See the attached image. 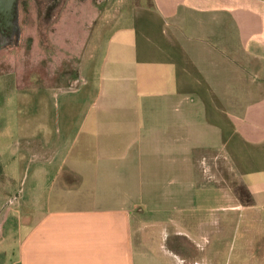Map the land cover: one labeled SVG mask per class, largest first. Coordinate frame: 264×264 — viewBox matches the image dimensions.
<instances>
[{
    "label": "crops",
    "instance_id": "obj_1",
    "mask_svg": "<svg viewBox=\"0 0 264 264\" xmlns=\"http://www.w3.org/2000/svg\"><path fill=\"white\" fill-rule=\"evenodd\" d=\"M102 3L79 76L45 86L85 96L62 105L63 131L45 121L8 136L0 122L1 239H20L5 254L18 264H264V0Z\"/></svg>",
    "mask_w": 264,
    "mask_h": 264
},
{
    "label": "rangeland",
    "instance_id": "obj_2",
    "mask_svg": "<svg viewBox=\"0 0 264 264\" xmlns=\"http://www.w3.org/2000/svg\"><path fill=\"white\" fill-rule=\"evenodd\" d=\"M100 0H63L60 6L47 15V0H21L19 10L20 41L0 52V122L4 120V130L13 135L19 129L23 136L39 133V122H50L47 128L63 131L64 110L62 105L81 104L85 96L63 95L58 90L45 88L50 84H64V78L79 76L80 58L91 51V40L96 39L94 18L102 4ZM116 24V23H115ZM113 23L108 27L117 26ZM95 28V29H94ZM109 31L103 32L106 38ZM88 42L87 48L59 47L65 39ZM98 47L97 58L92 63V80L95 81L104 48V41ZM55 44V45H54ZM70 44V42H69ZM98 43H95L97 45ZM64 45V44H63ZM61 53H60V52ZM81 53V54H80ZM88 73V72H87ZM85 74L84 79L88 76ZM73 119L78 110L69 111ZM3 114V115H2ZM7 122V123H6ZM47 130V129H46ZM43 131V130H42ZM49 134L51 131L47 130ZM47 133V134H48ZM42 134V133H41ZM5 135V134H4ZM48 136V135H47ZM228 187L241 190L236 180H228ZM9 235V229L5 231ZM7 234V235H8ZM4 235V234H3ZM0 233V264H18V256L5 254L16 250L20 239L15 236L2 238Z\"/></svg>",
    "mask_w": 264,
    "mask_h": 264
},
{
    "label": "water",
    "instance_id": "obj_3",
    "mask_svg": "<svg viewBox=\"0 0 264 264\" xmlns=\"http://www.w3.org/2000/svg\"><path fill=\"white\" fill-rule=\"evenodd\" d=\"M19 0H0V35L10 33V37L20 36ZM0 45V50H1Z\"/></svg>",
    "mask_w": 264,
    "mask_h": 264
},
{
    "label": "flooded vegetation",
    "instance_id": "obj_4",
    "mask_svg": "<svg viewBox=\"0 0 264 264\" xmlns=\"http://www.w3.org/2000/svg\"><path fill=\"white\" fill-rule=\"evenodd\" d=\"M63 0H47V7H46V11H47V15L50 14V12H52L53 10L57 9L60 4L62 3ZM20 5H21V0H19L18 2V10H20ZM20 35H21V31H20ZM20 41V36L18 39H16V36L10 37V33H5L4 35H0V45H1V50L0 52L9 47L10 45H17Z\"/></svg>",
    "mask_w": 264,
    "mask_h": 264
},
{
    "label": "trees",
    "instance_id": "obj_5",
    "mask_svg": "<svg viewBox=\"0 0 264 264\" xmlns=\"http://www.w3.org/2000/svg\"><path fill=\"white\" fill-rule=\"evenodd\" d=\"M237 194L240 197V199L243 200L244 202H250L249 194L244 187H242L241 190L238 189Z\"/></svg>",
    "mask_w": 264,
    "mask_h": 264
}]
</instances>
